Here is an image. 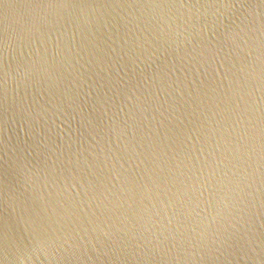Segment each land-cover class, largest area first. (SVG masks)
<instances>
[{"label":"water","instance_id":"obj_1","mask_svg":"<svg viewBox=\"0 0 264 264\" xmlns=\"http://www.w3.org/2000/svg\"><path fill=\"white\" fill-rule=\"evenodd\" d=\"M0 264H264V0H0Z\"/></svg>","mask_w":264,"mask_h":264}]
</instances>
